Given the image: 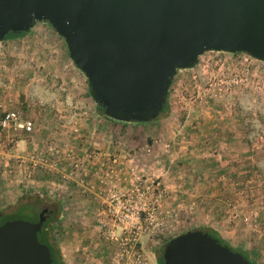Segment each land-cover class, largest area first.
I'll return each instance as SVG.
<instances>
[{"label":"rangeland","instance_id":"obj_1","mask_svg":"<svg viewBox=\"0 0 264 264\" xmlns=\"http://www.w3.org/2000/svg\"><path fill=\"white\" fill-rule=\"evenodd\" d=\"M168 103L153 122L106 116L46 22L0 42V121L7 110L33 121L31 131L0 124V213L36 202L24 218L35 222L62 201L53 236L82 264H113L106 232L125 206L141 208L147 264L207 227L264 264V61L208 51L178 71Z\"/></svg>","mask_w":264,"mask_h":264},{"label":"water","instance_id":"obj_2","mask_svg":"<svg viewBox=\"0 0 264 264\" xmlns=\"http://www.w3.org/2000/svg\"><path fill=\"white\" fill-rule=\"evenodd\" d=\"M46 22L63 37L94 101L122 122L163 111L179 70L208 51L264 61V0H0V42ZM0 225V264H52L38 233L46 218ZM163 264H254L201 229L165 245Z\"/></svg>","mask_w":264,"mask_h":264},{"label":"built area","instance_id":"obj_3","mask_svg":"<svg viewBox=\"0 0 264 264\" xmlns=\"http://www.w3.org/2000/svg\"><path fill=\"white\" fill-rule=\"evenodd\" d=\"M242 60L248 61L252 58L247 53H237ZM0 124L3 128H10L16 131H31L33 121L22 120L18 110H7L3 113ZM123 216L119 217L120 222L106 232L107 238L118 246L113 255V264H147L144 249L141 246L142 217L141 208L124 207Z\"/></svg>","mask_w":264,"mask_h":264},{"label":"trees","instance_id":"obj_4","mask_svg":"<svg viewBox=\"0 0 264 264\" xmlns=\"http://www.w3.org/2000/svg\"><path fill=\"white\" fill-rule=\"evenodd\" d=\"M26 35H28V33H25V32L9 33L6 36L5 41L10 40V39L24 37ZM168 97H169V95H168ZM168 105H169V103L167 101V103H166V105H165V107L161 113H163V112H165V110H167ZM98 108L105 114L104 108L100 107L99 105H98ZM159 118H160V116L156 120H158ZM124 123H128V122H124ZM241 184H243L245 186L247 184V180L243 178V180H241ZM260 187H261V190H264V179H261ZM36 205H37L36 202H34V203L29 202V203H25V204L23 203V204H20V206L17 209H15L12 213H2L1 212L0 213V225L3 224L4 222H6L7 220H10V219H17V218L24 219L27 215L35 214L36 210H37ZM62 205H63L62 201H54V205H53L54 208H53L52 214H51L50 218L45 222L42 230L38 233L39 240L42 243L48 244L50 249H51L52 264H66L62 250H61V247L59 246L58 242L56 241L55 237L53 236L54 230H53V226H52V222L56 220V214H58V212H60L62 210L61 209ZM197 229H201V230L209 232L213 237L217 238L222 244L231 247L234 251L241 252L252 263L258 264L257 260L254 258L253 253L251 251H249L248 249H243L240 247L232 246L230 241L225 239L217 229H215L213 227L197 228ZM159 261H160V264H163V256L162 255L160 256Z\"/></svg>","mask_w":264,"mask_h":264},{"label":"crops","instance_id":"obj_5","mask_svg":"<svg viewBox=\"0 0 264 264\" xmlns=\"http://www.w3.org/2000/svg\"><path fill=\"white\" fill-rule=\"evenodd\" d=\"M76 245H73L71 243V248L67 253H65L64 248H63V256L66 264H82L79 259H77V254L75 250L77 249L75 247Z\"/></svg>","mask_w":264,"mask_h":264},{"label":"flooded vegetation","instance_id":"obj_6","mask_svg":"<svg viewBox=\"0 0 264 264\" xmlns=\"http://www.w3.org/2000/svg\"><path fill=\"white\" fill-rule=\"evenodd\" d=\"M43 209H46V212L44 213V217L46 218L45 222H46V221L50 218L53 209L48 208V207L43 208ZM43 209H42V210H43ZM42 210H41V212H42ZM41 212H40V213H41ZM39 216H40V215H39ZM38 220H39V218H38ZM38 220H37V221H38ZM44 224H45V223H44Z\"/></svg>","mask_w":264,"mask_h":264}]
</instances>
